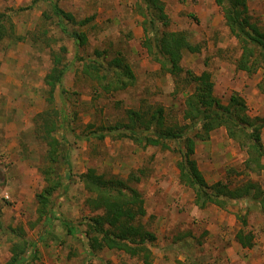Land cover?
Wrapping results in <instances>:
<instances>
[{"label":"rangeland","instance_id":"1","mask_svg":"<svg viewBox=\"0 0 264 264\" xmlns=\"http://www.w3.org/2000/svg\"><path fill=\"white\" fill-rule=\"evenodd\" d=\"M56 1L77 19L91 17L82 26L65 24L66 31L85 33L83 45L61 30L50 0H0V264L9 258L17 233L36 247V257L27 264H141L118 250L89 252L81 221L97 211L86 205L92 193L78 177L88 167L105 176L127 179L133 172L138 177L128 184L143 198L146 213L141 222L156 235L150 246L155 264H264V212L244 199L225 209L215 204L199 208L193 191L178 179L176 142L169 141V148L162 149L160 144L144 146L129 137L106 133L99 139L90 134L98 127L126 122L128 109L150 112L158 105L166 125L184 123L183 101L193 84L186 83L184 75L175 79L163 73L147 53L142 45L143 17L136 7L139 0ZM162 1L168 18L162 28L182 30L199 44V51L183 54L182 67L197 74L209 71L213 93L221 103L236 91L250 115L264 117V92L257 87L264 68L247 73L236 67L240 44L214 0ZM247 5L251 21L264 30V0H247ZM96 50L101 54L96 55ZM53 54H60L66 70L50 104L44 76L53 65ZM118 54L130 65L134 81L107 92L93 75L83 72V65L95 58L106 68ZM56 107L67 116L71 129L55 132L65 149L54 165L64 175V187L52 195L55 215L44 223L37 219L35 194L45 184L41 169L52 164L48 145L36 128L38 114ZM261 139L264 147V125ZM246 155L220 126L196 142L193 156L209 183L221 180L233 188L250 179L263 190L264 169H247ZM237 213H245L247 225L242 229L253 233L252 247H242L235 239L241 228ZM60 219L75 225L77 233H68ZM30 255L31 248L23 256Z\"/></svg>","mask_w":264,"mask_h":264},{"label":"trees","instance_id":"2","mask_svg":"<svg viewBox=\"0 0 264 264\" xmlns=\"http://www.w3.org/2000/svg\"><path fill=\"white\" fill-rule=\"evenodd\" d=\"M214 2L223 12L224 22L230 33L240 44L236 67L247 73L255 72L258 67L264 68V30L251 21L247 0H214ZM50 6L51 13L58 19L63 31H66L65 24L82 26L91 20L90 16L75 18L72 13L59 7L56 0H50ZM136 7L143 17L142 45L147 53L159 64L163 73H168L175 79L184 75V81L193 84V90L186 93L183 101L184 123L166 125L163 108L158 105L151 107L150 112L147 109L146 111L128 109L126 122L101 126L90 134L99 139H102L106 133L112 137H129L144 146L160 144L162 149H168L169 141H174L178 144L179 152V158L176 160L178 179L182 185L193 191L194 203L199 208L215 204L225 209L224 207L232 201L244 199L255 203L257 209L264 212V189L262 190L256 182L248 179L241 186L233 188L221 180L209 183L193 156L196 142L206 139L212 130L222 126L227 136L236 141L247 154L245 167L251 171L264 169L262 162L264 147L261 139L264 117L250 115L247 112L245 99L236 91L230 93L226 103H221L213 93L214 82L209 71L202 70L197 74L182 67L183 54L199 51V44H193L182 30L165 31L162 28L168 23L162 0H139ZM44 14L50 17L48 13L44 12ZM1 16L2 14L0 20ZM1 29L0 26V38ZM66 32L78 45H83L86 41V35L82 31L72 29ZM95 54L101 53L96 50ZM52 59L53 65L44 76V81L49 87L50 104L54 102L55 85L61 82L66 70L60 54H53ZM88 61L83 65V72L93 75L92 77L97 79L104 91L123 89L134 81V73L130 65L120 54L112 57L106 68L95 58ZM257 87L264 92V78ZM39 116V127L36 130L48 145L47 159L52 164L41 169L45 184L41 191L35 194L38 203L37 219H43L46 223L55 215L52 195L58 188L64 187L62 181L64 175H61L54 165L59 161L58 155H63L65 149L55 132L63 130L64 134V130L71 127L68 125L67 116L61 114V109L57 107L49 111L44 110L38 114ZM61 158L66 164L65 157L61 156ZM66 175L69 174L65 173V177ZM78 177L84 189L92 193L90 198H86V205L90 211H97L84 216L81 221L84 226V241L89 252L95 253L104 248L118 250L140 259L141 264H155L150 246L154 243L156 235L141 222L146 213L143 198L135 187L128 184L129 180L137 181L138 177L134 176L133 172L129 173L127 179L112 175L105 176L104 173L97 172L94 167H88ZM236 219L241 224V228L235 233L236 241L242 247H252L253 233L244 232L242 229L247 225L245 213H237ZM60 222L68 233L73 235L77 233L78 228L69 221L60 219ZM17 237L10 246L9 258L2 264H27L36 257L35 244L20 233H17ZM29 248H31L30 257L23 256Z\"/></svg>","mask_w":264,"mask_h":264}]
</instances>
